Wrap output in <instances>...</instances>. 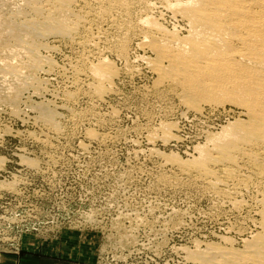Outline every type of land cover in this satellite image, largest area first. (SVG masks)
Here are the masks:
<instances>
[{"label": "rangeland", "instance_id": "1", "mask_svg": "<svg viewBox=\"0 0 264 264\" xmlns=\"http://www.w3.org/2000/svg\"><path fill=\"white\" fill-rule=\"evenodd\" d=\"M27 1L0 0L1 17L20 25L39 19L29 7L39 0ZM42 1L39 6L48 3ZM73 1L68 22L76 39L35 36L44 62L33 73L24 69L26 50L0 45V254L79 249L85 264H197L188 252L242 250L261 231L264 182L238 173L213 183L189 166L208 135L238 110H188L172 89L156 83L147 64L154 54L139 45L146 18L179 28L162 4L169 0ZM104 60L118 72L99 91L90 70ZM12 67L21 68V78L7 73ZM16 79L26 85L11 106L1 99ZM168 127L174 135H166Z\"/></svg>", "mask_w": 264, "mask_h": 264}, {"label": "bare ground", "instance_id": "2", "mask_svg": "<svg viewBox=\"0 0 264 264\" xmlns=\"http://www.w3.org/2000/svg\"><path fill=\"white\" fill-rule=\"evenodd\" d=\"M29 1L32 0L27 2ZM39 1L29 6L31 7V10L30 8L29 10L34 15L39 16L37 17L39 19L31 17L32 19L29 20V18V21L23 25H20L21 22H17L16 18L3 19L0 13L1 47L4 50L10 47L26 50L29 61L26 62V68L24 69H30L31 73L41 68L40 65L42 66V62H44V58L41 59L42 57L38 55L39 52L36 51L38 44L36 43L37 40H34L35 36L54 34L56 39L62 36H74L71 35L72 27L69 26L70 22H68L73 14L71 6L74 1L41 0L42 3L48 2L46 5L42 4L41 6H39L41 2ZM97 1L99 2V0ZM166 2V4H162L163 6L166 5L172 16L178 20L179 28L173 25L175 27L169 29L158 21L152 20V17H150L151 19L146 18L142 20L146 26L144 31L146 34L143 32L144 40L139 44H142L141 47L145 46L154 54V57L147 59V64L157 75L156 83L172 89L186 108L195 113H203V109L206 107L211 110L223 109V111L227 109L226 107H229L231 113H233L232 109L236 108L235 110H238V116H233V121L221 126L218 132L208 135L206 143L198 147L199 159L189 166L193 167L192 170L195 169L200 176L213 183L225 182L223 180L226 176H236L238 173H244L246 176L251 173L259 181L264 182V0H169ZM119 6H121V3ZM100 7L102 10V6ZM110 11L112 12V10ZM24 13V11H19L18 14ZM102 13L104 14V12ZM83 16L81 19L87 21L86 17L83 18ZM23 20H26V18ZM141 29L143 31V28ZM180 29L184 32L181 33ZM38 30L41 32H38ZM77 31H74L75 34H77ZM47 43L49 42L47 41ZM39 45H41L40 41ZM122 46L125 47V45ZM12 53L10 52V54ZM39 54L42 55V53ZM11 58H14L13 55ZM106 60L92 66L90 70V73L95 77V86L99 91H103V82H111L118 72L112 62ZM49 67L51 66L49 65ZM19 68L12 67V69H8L7 73L16 78H21L23 73L22 70H18ZM31 76L32 74L25 76L24 80H30ZM16 82L17 85L12 86L10 95L1 99L11 106L17 105L21 93L20 89L26 85L25 81L19 82L17 80ZM160 84L156 85L161 86ZM44 115L47 121L53 123L54 114L51 111H47ZM165 132L167 136L174 135L173 130L169 127ZM179 167L186 171L191 170L184 164H179ZM252 182L254 181L252 180ZM261 201L262 209H260L261 220L259 223L261 231L255 232L256 234L251 240L245 241L242 250L231 247L208 246L205 249L192 250V252H188L187 256L197 264H264V198Z\"/></svg>", "mask_w": 264, "mask_h": 264}, {"label": "crops", "instance_id": "3", "mask_svg": "<svg viewBox=\"0 0 264 264\" xmlns=\"http://www.w3.org/2000/svg\"><path fill=\"white\" fill-rule=\"evenodd\" d=\"M79 248V247H78ZM0 264H85L77 253L49 256L38 252L0 254Z\"/></svg>", "mask_w": 264, "mask_h": 264}]
</instances>
